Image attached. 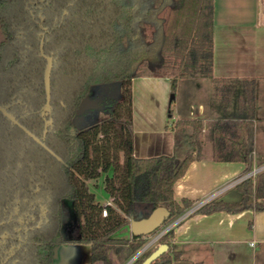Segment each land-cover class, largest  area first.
I'll use <instances>...</instances> for the list:
<instances>
[{
    "label": "trees",
    "instance_id": "1",
    "mask_svg": "<svg viewBox=\"0 0 264 264\" xmlns=\"http://www.w3.org/2000/svg\"><path fill=\"white\" fill-rule=\"evenodd\" d=\"M43 35L44 52L53 56L46 115ZM212 64L213 0H0V105L19 122L0 110V264H56L55 246L69 243L89 244L90 264H120L146 235L115 236L131 217L163 205L170 212L164 222H170L191 207L187 199L183 205L175 200L173 185L201 149L202 124L167 125L176 137L173 155L135 156L132 80L168 76L175 93L179 79L210 75ZM215 89L226 105L235 85L220 78ZM242 90L252 104L255 80L243 79ZM191 124L188 149L180 152L179 133ZM246 126L243 119L212 123L216 160L251 164ZM111 169L103 182L113 204H102L88 182ZM237 188L239 201L212 199L194 212L264 210V171ZM172 236L170 229L161 237L169 248L151 264H193L172 247ZM153 250L130 264H144Z\"/></svg>",
    "mask_w": 264,
    "mask_h": 264
},
{
    "label": "crops",
    "instance_id": "2",
    "mask_svg": "<svg viewBox=\"0 0 264 264\" xmlns=\"http://www.w3.org/2000/svg\"><path fill=\"white\" fill-rule=\"evenodd\" d=\"M187 78L196 88L189 96L186 89L180 88L178 80L170 117L168 109L174 90L171 77L133 78L134 155H173L177 151L176 137L167 125L177 120H200L201 149L193 151L194 159L175 181L173 196L180 205L184 199L191 201L189 208L212 199L237 202L241 199L237 185L248 177L255 181L259 173H250L264 165V0H213L212 73ZM220 78L235 85L226 105L221 104V96L215 89ZM243 79L255 80L252 104L244 97ZM181 97L186 99L184 107L179 105ZM217 119L245 120L246 138L253 145L250 165L213 157L210 129ZM192 129L191 124L186 131ZM111 173L112 169L88 182L96 200L102 204H113L103 182ZM115 236L131 239L130 224ZM148 237L150 234L143 238ZM171 240L193 264H264V210L192 212L173 229ZM145 248L143 245L137 252Z\"/></svg>",
    "mask_w": 264,
    "mask_h": 264
},
{
    "label": "water",
    "instance_id": "3",
    "mask_svg": "<svg viewBox=\"0 0 264 264\" xmlns=\"http://www.w3.org/2000/svg\"><path fill=\"white\" fill-rule=\"evenodd\" d=\"M40 54L46 58L47 63L45 67V72H44V83H45V90H46V101L45 104L42 108V114L46 115L50 112L51 109V72L53 68V56L47 55L44 52V35L42 36L41 42H40ZM175 94H171V98H174ZM88 100H83L82 103L79 106L78 112L82 110L83 106L85 103H87ZM0 110L3 112L5 116H7L11 121L19 124L18 120L16 117L7 110L6 107L0 105ZM52 123V119H46L45 120V129L42 135V139H45L46 134H47V127L49 124ZM23 129L31 135L37 142H40V138H38L36 135L31 133L27 128L22 126ZM170 212L167 209L166 206L160 205L155 207L150 211V213L144 217L141 218H132L130 220V227L132 234L135 235H147L150 232L156 230L159 226L162 225L164 220L169 216ZM60 245H56L54 248V260H56V252L57 249ZM169 248V245L167 243L161 244L156 250H154L144 261V264H151L152 261H154L157 257H159L162 253L167 251ZM140 253L137 252L129 261L127 264H130L133 259ZM56 263V262H55Z\"/></svg>",
    "mask_w": 264,
    "mask_h": 264
},
{
    "label": "rangeland",
    "instance_id": "4",
    "mask_svg": "<svg viewBox=\"0 0 264 264\" xmlns=\"http://www.w3.org/2000/svg\"><path fill=\"white\" fill-rule=\"evenodd\" d=\"M153 1L155 3L159 2V0H153ZM195 74L196 75H206V74H202L200 72H196ZM179 86L182 89H186L189 93L188 94L189 96H190V94H193V91L196 88L194 86V84L189 80V78L180 79ZM178 99H179L178 101L180 103L179 105H182L183 107L186 106V104H185L186 99H184L183 97L178 98ZM188 133H189V131H181L179 133L180 140H179L178 144L181 145V147L178 145V148H179L180 152L188 149V145H189L188 144L189 143ZM198 138L200 140L199 135H198ZM262 171H264V169L260 170L258 173H260ZM66 224H67V227L71 230L73 225L70 222V220H67ZM129 224L126 226V228L129 227ZM168 224H169V222H163L162 225L159 226L156 230L149 233L150 237H148L146 239L143 238V245H145V247H146L144 251L151 250V249L156 250L161 244H164L161 238L156 240V236L160 233V231L165 230L166 227L168 226ZM149 234H147V235H149ZM168 240L174 249H177L181 252L182 258L186 259L189 263H191L189 261V259L185 258V256L182 254L181 248L178 245L174 244L170 237L168 238ZM89 254H90V245L89 244H72V243L61 244L57 249V252H56L57 257H56L55 262H56V264H90ZM128 261H126V262L121 261L120 264H127Z\"/></svg>",
    "mask_w": 264,
    "mask_h": 264
},
{
    "label": "built area",
    "instance_id": "5",
    "mask_svg": "<svg viewBox=\"0 0 264 264\" xmlns=\"http://www.w3.org/2000/svg\"><path fill=\"white\" fill-rule=\"evenodd\" d=\"M264 169V165L257 168V169H253V171L250 173V174H256L258 173L260 170H263ZM205 203V202H203ZM203 203L201 204H197V205H194L193 208H189L186 212H184L182 215L178 216L177 218L171 220L168 224V226L166 227L165 230H162L160 231V233L156 236V240L161 238L167 231H169L170 229H174L185 217L189 216L192 212H194L200 205H202ZM107 214V210L106 209H103L102 210V215H106ZM143 251H140V253L138 255H140ZM137 255V256H138ZM136 256V257H137ZM135 257V258H136ZM134 258V259H135ZM133 259V260H134Z\"/></svg>",
    "mask_w": 264,
    "mask_h": 264
},
{
    "label": "flooded vegetation",
    "instance_id": "6",
    "mask_svg": "<svg viewBox=\"0 0 264 264\" xmlns=\"http://www.w3.org/2000/svg\"><path fill=\"white\" fill-rule=\"evenodd\" d=\"M44 140V139H43ZM42 142V141H41Z\"/></svg>",
    "mask_w": 264,
    "mask_h": 264
}]
</instances>
